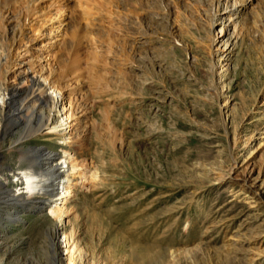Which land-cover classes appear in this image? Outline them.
Wrapping results in <instances>:
<instances>
[{
    "label": "rangeland",
    "instance_id": "obj_1",
    "mask_svg": "<svg viewBox=\"0 0 264 264\" xmlns=\"http://www.w3.org/2000/svg\"><path fill=\"white\" fill-rule=\"evenodd\" d=\"M69 1L27 16L4 79L25 89L52 67L72 91L68 127L31 135L37 119L15 122L19 98L5 106L0 182L23 187L7 169L23 170L29 146L73 158L79 174L59 204L72 264H264V0L117 1L91 26ZM89 29L99 39L81 36ZM0 209V264H50L57 219L27 208L8 221ZM238 235L262 236L246 256L230 244Z\"/></svg>",
    "mask_w": 264,
    "mask_h": 264
},
{
    "label": "bare ground",
    "instance_id": "obj_2",
    "mask_svg": "<svg viewBox=\"0 0 264 264\" xmlns=\"http://www.w3.org/2000/svg\"><path fill=\"white\" fill-rule=\"evenodd\" d=\"M40 1L42 0H0V39H5V41H2L0 44V51L2 52V54L0 52V79L2 80H0V113L4 111L5 106L8 107L9 105L15 103V100L19 98L18 100L21 102L17 104V107L14 109L16 111V114H14L15 122H21L25 124V126H28L31 124V120L37 119L36 125H34L35 127L31 132V135L39 132L44 127L49 130V134L60 135V133H62L64 135L63 132L65 131V128L68 127L67 124L69 115L66 114V111H64L66 107L65 103L67 99L70 98L72 91H63L65 80L62 78L60 73L55 74V72L52 71V67L48 69L49 67H47L45 64H42L41 66L38 64L40 68L35 73V76L32 75L24 77V79H28V88L17 89L12 85L5 84L4 80L5 74L10 71L9 67L12 63L11 51L14 48L15 42L17 41L18 37L24 35L25 33L24 27L27 23V16L31 15L30 18H32L34 14L36 15L37 13H40L39 17H41L42 12H44L46 9L43 5H41ZM58 1H60V5L63 7H70L68 5L70 3L69 0ZM72 1L75 2L78 8L82 9V12L77 16H73L72 14L74 17L72 20L78 22L79 19L77 20V18H81L83 21H85L86 25L90 23V26L92 24V20L90 21V13H96L100 15L103 10H106V6H109L107 7L109 9L111 8L112 4L118 6L120 2L124 4H128L130 1H133V3L138 2V0ZM117 1H119V4ZM74 7L76 8V6ZM9 19L12 23H14L15 26H17V28L15 33L6 35L3 22ZM58 25H56L57 29L59 27ZM71 25L72 30L70 31V34L73 38L76 37L75 34L77 33L78 26L73 24ZM65 28L66 27L64 25L63 29L65 30ZM84 35L88 36L89 38H92V36L95 35L99 39V31L97 30L94 32L93 29H89L88 32L84 31L81 36L83 37ZM64 46L63 47L66 48L67 45ZM59 62L60 60H58L57 64ZM28 64L31 66L34 63ZM2 66H5V71L2 69ZM29 66H26V69H28ZM59 107L61 108L62 113L58 111ZM22 116L25 118V122H22V119L19 120V118ZM5 120L6 117L1 116L0 122L3 124H0V129H4L6 127ZM30 138L31 137L29 135L20 137L18 144H28L31 140ZM27 149L28 150L25 152H20V159L26 162L23 170L20 173H16L14 171L12 172V170L5 167L9 171L8 175L11 174L17 182L20 181V185L23 187L17 188L16 191L12 190L7 186V177L4 178L6 180L5 182H0V187L4 189L2 191L4 196L0 198V202L8 206L10 209L8 218L6 217V220H17L20 217L18 215V210L20 209L23 212L26 211L27 208L32 209V211L37 214H41V212H43L48 216H53L55 219H57V224L55 227H51L52 229L49 230L47 236L49 239L46 240L47 245L45 247L46 257L48 258L50 264H64L65 261L66 264H72L69 257H66L65 259L63 257V254L66 253V250H61L62 247L66 246V236L59 228L64 213L62 206L59 204L69 193V181L71 182L70 176L74 175L76 172L79 174L77 170L78 165L73 162V158L65 151H62V154H59L48 150L45 147H40L37 149L29 146ZM0 158H2L1 155ZM221 178V176H217L214 178V180H219ZM257 197V199H260L261 201L263 200L264 202V198H261L259 193H257ZM257 199L255 198V200ZM59 236H61L60 242L58 239ZM233 236L229 237V240L232 239L230 244L234 246L236 251L246 255L247 250L244 247H248L250 244L258 242L262 235L256 236L255 238L252 237V239L250 237H246L245 235H238L236 237ZM59 243L64 245L61 247ZM194 255L190 254V257L193 258Z\"/></svg>",
    "mask_w": 264,
    "mask_h": 264
}]
</instances>
